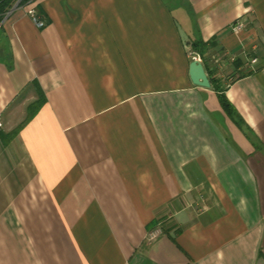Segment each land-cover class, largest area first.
<instances>
[{"label":"crops","instance_id":"1","mask_svg":"<svg viewBox=\"0 0 264 264\" xmlns=\"http://www.w3.org/2000/svg\"><path fill=\"white\" fill-rule=\"evenodd\" d=\"M195 40L238 58L217 77L230 114L188 77ZM0 264H264V0H37L4 18Z\"/></svg>","mask_w":264,"mask_h":264},{"label":"trees","instance_id":"2","mask_svg":"<svg viewBox=\"0 0 264 264\" xmlns=\"http://www.w3.org/2000/svg\"><path fill=\"white\" fill-rule=\"evenodd\" d=\"M37 0H0V24L2 23L3 19L8 17L9 14L12 13L13 8L15 5L18 6V8H25L29 7L30 5L34 4ZM38 16V18L42 17V12L39 9L33 8ZM212 48V45L210 43H205L201 40H195L190 42V52L198 55L202 59V64L205 67V70L208 74L207 77H209L212 90H214L218 96H219V103H221V106L223 110H225L226 113L230 114L232 112V107L227 102L224 92L226 85L221 82V79L217 78L216 72L214 69L208 64L211 56L213 54H210V51ZM240 64H236V70L240 67ZM240 76H244L243 74H240ZM42 94H39V98L36 103L30 106L29 110H31L30 114L27 116L26 121H29L40 109L43 105H45V98L42 97ZM25 121V122H26Z\"/></svg>","mask_w":264,"mask_h":264},{"label":"built area","instance_id":"3","mask_svg":"<svg viewBox=\"0 0 264 264\" xmlns=\"http://www.w3.org/2000/svg\"><path fill=\"white\" fill-rule=\"evenodd\" d=\"M27 15L29 16L28 18L31 19L34 24L37 26V28L42 29L45 26L44 21L42 20V18H38L35 10L33 8H29L26 11ZM244 21L242 19H239L238 21H236L235 23H233V25L231 26V32L235 35V36H239L243 33L244 28H245V23H243ZM241 49H242V57L244 59V66L247 69L253 70L254 65L256 64V58L254 56H252L251 54H253V51H248L246 49V45L243 43V41H241ZM191 56V60H196L199 62V64L203 63L202 59L194 54V53H190ZM238 61L237 56L231 55L229 53H227L226 51H220V52H216L214 53L211 58H210V65L211 67L214 69V71L216 72V77L222 75V73L224 72L225 68L227 66H232L233 64H235V62ZM161 234V230H155L151 233H149L148 239L150 241L155 240L158 235Z\"/></svg>","mask_w":264,"mask_h":264},{"label":"water","instance_id":"4","mask_svg":"<svg viewBox=\"0 0 264 264\" xmlns=\"http://www.w3.org/2000/svg\"><path fill=\"white\" fill-rule=\"evenodd\" d=\"M17 5H15L12 12L18 8ZM188 77L190 78L192 84L197 87H200V89L201 88H204V89L211 88V83H210L209 78L207 77L203 64L201 63L199 64V62L196 60H192V62L189 63V76Z\"/></svg>","mask_w":264,"mask_h":264}]
</instances>
